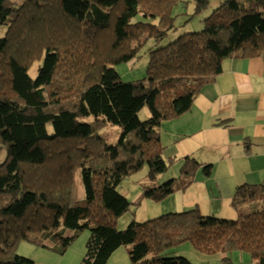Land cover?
<instances>
[{"label": "trees", "instance_id": "obj_1", "mask_svg": "<svg viewBox=\"0 0 264 264\" xmlns=\"http://www.w3.org/2000/svg\"><path fill=\"white\" fill-rule=\"evenodd\" d=\"M191 2L198 14L211 0H0V264H36L17 253L21 241L64 255L84 230L81 264H108L121 247L131 264H192L166 253L186 242L224 264L234 251L264 264L263 185L236 189L237 219L193 209L116 227L131 205L117 189L123 179L147 166L155 180L169 168L161 124L190 112L225 60H264V0H226L202 32L150 50L146 79L122 82L110 65L166 39L173 8ZM137 16L149 22L132 23ZM42 58L32 79L28 67ZM145 107L151 115L141 120ZM109 125L121 129L114 144L101 132ZM201 166L209 176L210 165L185 157L182 178L144 195L159 201L189 188Z\"/></svg>", "mask_w": 264, "mask_h": 264}, {"label": "crops", "instance_id": "obj_2", "mask_svg": "<svg viewBox=\"0 0 264 264\" xmlns=\"http://www.w3.org/2000/svg\"><path fill=\"white\" fill-rule=\"evenodd\" d=\"M168 122L169 142H182L189 149L184 157L210 165L208 185L218 187L217 197L232 203L243 184L264 186V60L259 57L227 59L215 83L205 87L190 112ZM160 132L161 143L163 133ZM164 150L166 147L162 144ZM203 168V166H201ZM204 172V169H203ZM199 173V170H197ZM200 178H195L198 182ZM194 184V183H193ZM224 216L238 212L227 208ZM236 213V214H235ZM212 215V214H211ZM217 215V214H216ZM215 216V215H213ZM36 264H81L85 252L73 247L64 255L36 248ZM39 255V256H38ZM122 259L123 263L117 261ZM108 264H131L127 249L119 248Z\"/></svg>", "mask_w": 264, "mask_h": 264}, {"label": "rangeland", "instance_id": "obj_3", "mask_svg": "<svg viewBox=\"0 0 264 264\" xmlns=\"http://www.w3.org/2000/svg\"><path fill=\"white\" fill-rule=\"evenodd\" d=\"M12 1L15 2L17 6L24 2V0ZM224 1L226 0H211L208 7L198 14H195L196 11L194 2L175 6L172 14L175 17L174 24L176 28L169 33L166 39L160 43L151 39L134 61L129 63L120 62L119 64H112L110 67L114 68L118 72L122 82L130 83L146 79L148 76L150 50L167 46L183 35L202 32L205 28L206 18H208ZM139 21L149 22V20H146L144 17L137 16L132 20V23ZM6 32L7 27L1 26L0 37H4ZM42 64L43 58L36 60L28 67V73L32 79L37 78L39 68ZM150 115L148 107L143 108L139 113L141 120L149 119ZM94 120L95 117L93 116L79 117L80 122L91 123ZM167 123L168 122H163L158 128V131L163 133L162 144L165 147L167 146L163 152V158L168 163L169 168L165 173L158 175L155 180L150 179L149 168L147 166H144L143 169L137 173L123 179L117 189L122 195L127 197L129 202H131V205L129 210L117 219L116 227L118 230H125L132 221L144 223L166 214L181 213L193 209H199L200 213L204 216L215 215V217L224 216L223 214L229 211L227 210L229 207L233 211L235 210L232 203L230 205V203L226 202L224 203V206L221 207L219 204L223 202V200L220 197H217V199L213 198V196H217L216 192H218V187L215 186L216 188L213 190L212 181L208 185L204 182L209 179L204 174L202 167L198 169L199 173L196 172L195 175V178L198 175L200 180L198 182L195 181L194 184L185 190L176 191L159 201L150 199L144 195L145 192L152 187H158L170 180L182 178L181 168L185 161L184 156L187 154L186 152H189V149L185 148L182 142H169L171 135L165 131V125H167ZM101 132L102 134L108 135L109 144H114L120 137L121 129L118 126L109 125ZM5 157V152H2L0 154V161H2ZM79 196H83L81 183L79 185ZM237 218L238 217L236 215L235 219ZM89 237L90 231L84 230L79 234L78 238L73 242L71 247H73L76 251L86 252V243ZM124 248L126 249V247ZM36 252V246L32 242L21 241L17 245V253L21 256L33 258L37 255ZM166 253L168 256H183L189 259L192 264H224L221 254H203L199 252L191 242H186L180 246L169 249ZM229 256L233 264L251 263L250 256L245 253H240L239 251H234L230 253ZM117 261L123 263V260L120 258L117 259Z\"/></svg>", "mask_w": 264, "mask_h": 264}]
</instances>
